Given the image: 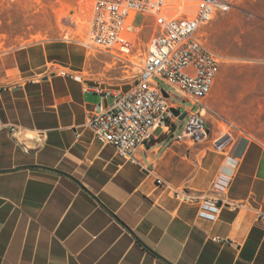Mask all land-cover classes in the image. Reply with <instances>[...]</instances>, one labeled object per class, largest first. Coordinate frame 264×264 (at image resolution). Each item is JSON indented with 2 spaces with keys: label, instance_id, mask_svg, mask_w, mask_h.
<instances>
[{
  "label": "crops",
  "instance_id": "crops-1",
  "mask_svg": "<svg viewBox=\"0 0 264 264\" xmlns=\"http://www.w3.org/2000/svg\"><path fill=\"white\" fill-rule=\"evenodd\" d=\"M233 22L219 15L207 29L215 53L239 38ZM237 62L231 81L221 65L207 99L228 118V133L209 128L195 145L158 133L134 164L86 127L114 99L102 100L85 78L83 46L38 41L1 53L0 264H264V59ZM12 126L24 132L20 143ZM227 156L239 166L216 221L157 184L204 198L229 171Z\"/></svg>",
  "mask_w": 264,
  "mask_h": 264
},
{
  "label": "built area",
  "instance_id": "built-area-1",
  "mask_svg": "<svg viewBox=\"0 0 264 264\" xmlns=\"http://www.w3.org/2000/svg\"><path fill=\"white\" fill-rule=\"evenodd\" d=\"M82 19L89 24V42L80 43L86 50H98L112 58L125 72H136L135 81L126 92H111L100 87L95 91L102 100L113 97L110 106L100 104L90 114L86 127L100 143L111 145L125 162L139 164L138 151L148 148L158 133L172 135L177 142L201 144L209 140L207 105L222 65V56L208 45L206 28L219 13H228L229 0H79ZM153 19L154 32L145 57L137 66L133 62L138 16ZM141 27V26H140ZM62 77L82 82L81 74L57 69ZM163 82L182 105L173 101L172 93L157 83ZM167 95V96H165ZM179 111V116L172 113ZM187 113L184 122L180 115ZM12 135L24 137L17 126ZM225 137L216 141V144ZM43 140L41 136L39 142ZM27 149V148H26ZM226 168L213 180L210 195L204 198L187 189H174L161 179L162 186L177 201L199 204L201 218L216 221L226 204L234 172L239 161L226 157ZM216 242L221 240L216 238Z\"/></svg>",
  "mask_w": 264,
  "mask_h": 264
},
{
  "label": "rangeland",
  "instance_id": "rangeland-1",
  "mask_svg": "<svg viewBox=\"0 0 264 264\" xmlns=\"http://www.w3.org/2000/svg\"><path fill=\"white\" fill-rule=\"evenodd\" d=\"M229 1L233 5L231 11L219 13L214 21L219 15L234 17L231 34L239 38L227 42L225 51L220 53L222 67L229 68L225 76L231 81L230 68L238 63V58L244 66H254L257 64L255 60L264 59V0ZM212 23L206 28L209 46L211 37L207 29ZM136 25L139 28L134 41L133 62L139 65L147 53L155 27L153 19L146 15L138 16ZM88 30L89 24L81 17L79 0H0V54L38 41H64L78 45L88 43ZM86 51L84 76L94 88L123 92L130 89L135 81V70L125 72L109 55L94 49ZM139 51L143 55L140 56ZM245 74L247 75V70ZM157 83L172 93L176 104L182 105L181 96L174 94L163 82L157 80ZM212 111L207 116V121L214 133L220 131L215 137L228 133L226 126L228 118L214 109Z\"/></svg>",
  "mask_w": 264,
  "mask_h": 264
},
{
  "label": "water",
  "instance_id": "water-1",
  "mask_svg": "<svg viewBox=\"0 0 264 264\" xmlns=\"http://www.w3.org/2000/svg\"><path fill=\"white\" fill-rule=\"evenodd\" d=\"M167 96V95H165ZM172 113L175 115V116H179V111L175 110V109H172ZM187 118V113L184 112L183 114L180 115V118L179 120L181 122H184L185 119ZM229 141V138H224L223 140H221L219 143H218V147L221 148L223 147L227 142Z\"/></svg>",
  "mask_w": 264,
  "mask_h": 264
},
{
  "label": "bare ground",
  "instance_id": "bare-ground-1",
  "mask_svg": "<svg viewBox=\"0 0 264 264\" xmlns=\"http://www.w3.org/2000/svg\"><path fill=\"white\" fill-rule=\"evenodd\" d=\"M138 54H139L140 56H141V55H143L141 51H139V53H138ZM137 66H138V65H137Z\"/></svg>",
  "mask_w": 264,
  "mask_h": 264
}]
</instances>
